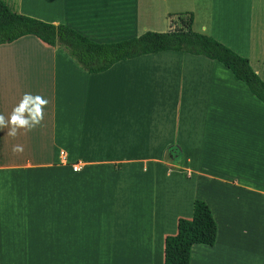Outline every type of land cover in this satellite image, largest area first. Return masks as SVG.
I'll return each mask as SVG.
<instances>
[{
    "label": "crops",
    "instance_id": "crops-1",
    "mask_svg": "<svg viewBox=\"0 0 264 264\" xmlns=\"http://www.w3.org/2000/svg\"><path fill=\"white\" fill-rule=\"evenodd\" d=\"M0 4L102 44L192 13L264 78V0ZM0 117V264H165L196 200L218 234L190 264H264V103L221 62L165 51L90 74L27 35L0 45Z\"/></svg>",
    "mask_w": 264,
    "mask_h": 264
},
{
    "label": "trees",
    "instance_id": "trees-1",
    "mask_svg": "<svg viewBox=\"0 0 264 264\" xmlns=\"http://www.w3.org/2000/svg\"><path fill=\"white\" fill-rule=\"evenodd\" d=\"M181 27L169 32L148 31L141 36L115 43H98L63 25L44 22L10 12L0 4V45L33 35L44 44L64 50L75 63L90 74L106 72L121 61L165 51L205 56L225 65L238 81L264 103V78L253 69L250 60L208 35L194 31V15L178 16ZM174 21L172 24L174 25ZM218 225L210 207L201 200L194 202L192 219H180L178 233L169 236L165 245V264H190L192 246H214Z\"/></svg>",
    "mask_w": 264,
    "mask_h": 264
},
{
    "label": "rangeland",
    "instance_id": "rangeland-1",
    "mask_svg": "<svg viewBox=\"0 0 264 264\" xmlns=\"http://www.w3.org/2000/svg\"><path fill=\"white\" fill-rule=\"evenodd\" d=\"M174 22H175L174 23V28L175 27H181L182 26V23H180L177 18H175V21Z\"/></svg>",
    "mask_w": 264,
    "mask_h": 264
},
{
    "label": "clouds",
    "instance_id": "clouds-1",
    "mask_svg": "<svg viewBox=\"0 0 264 264\" xmlns=\"http://www.w3.org/2000/svg\"><path fill=\"white\" fill-rule=\"evenodd\" d=\"M14 120H15V118H14ZM0 123H3V117H0ZM24 123V121H21V124H23ZM10 135H15V131H13V132H11V133H9Z\"/></svg>",
    "mask_w": 264,
    "mask_h": 264
},
{
    "label": "built area",
    "instance_id": "built-area-1",
    "mask_svg": "<svg viewBox=\"0 0 264 264\" xmlns=\"http://www.w3.org/2000/svg\"><path fill=\"white\" fill-rule=\"evenodd\" d=\"M73 170L77 172L80 171V168L78 166H74Z\"/></svg>",
    "mask_w": 264,
    "mask_h": 264
}]
</instances>
